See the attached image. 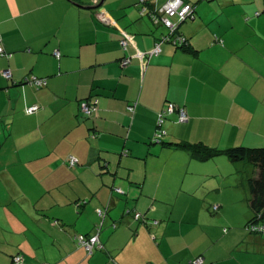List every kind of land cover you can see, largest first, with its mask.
Instances as JSON below:
<instances>
[{"label": "crops", "instance_id": "crops-1", "mask_svg": "<svg viewBox=\"0 0 264 264\" xmlns=\"http://www.w3.org/2000/svg\"><path fill=\"white\" fill-rule=\"evenodd\" d=\"M100 1L0 0L11 55L0 58V264H264V235L245 228L252 168L172 145L264 146V0H182L195 5L177 33L189 46L164 42L151 58L169 31L150 15L170 0L76 5ZM30 76L47 85L24 84ZM171 102L187 123L161 122ZM106 207L104 250L88 256L74 237L94 234Z\"/></svg>", "mask_w": 264, "mask_h": 264}, {"label": "trees", "instance_id": "trees-1", "mask_svg": "<svg viewBox=\"0 0 264 264\" xmlns=\"http://www.w3.org/2000/svg\"><path fill=\"white\" fill-rule=\"evenodd\" d=\"M152 14L153 13H151L150 15L151 18H152ZM194 14H195V11L193 13L192 18H194ZM192 18H189V19H192ZM189 19H187L186 21H188ZM180 24L182 23H178V29H179ZM178 29L177 31L174 32V34H172L170 30H168L169 32L164 36V37H167L166 42H171L175 44L177 48H181V49L187 48L189 46V41L183 35L177 34ZM176 106L179 107L178 105ZM152 142L163 144V145H170L169 143L164 142L162 137L160 138L153 137ZM172 145H174L176 148H181V149L186 150L191 155L192 158L200 162H206L220 155H225L232 163H235V164L238 163L240 165L250 166L253 172L252 174L249 175L247 184H248V190H249V208L251 211V217L247 221L245 228L253 234L264 235V230H261L262 227L264 228V146H257V147L237 146V147H232V148H228L225 150H221V149H213L204 143H188L187 142V143H179V144L173 143ZM67 163L70 167L75 166V165L72 166L69 160L67 161ZM80 203L81 204L79 205L86 204L85 201L80 202ZM212 209H213L212 210L213 213H216L218 211V209L217 210H214V208ZM99 211L101 212V214H99ZM108 211H109L108 207L98 209L97 214L100 217L101 221L96 226L94 234H91V235L78 234L74 237V241L76 242V244L80 248L84 249L88 256H93L97 252H101L104 250V245L101 241L100 235L103 230L104 223L108 215ZM126 214L129 215L131 214V212L128 210L126 211ZM135 214L136 212L133 213V218L135 219V221L137 222L144 221L141 218L136 219ZM58 223L59 222H55V224H58ZM155 224H158V222H155ZM113 228H116V225H113ZM81 238H83V240L86 243L91 241L93 238H97L99 242L93 248L92 252L89 253L86 250L85 246L82 245V243L80 242ZM17 258H19L18 262L16 261ZM22 262H23L22 256L15 255L12 257V260H11L12 264H21ZM203 264H205V262Z\"/></svg>", "mask_w": 264, "mask_h": 264}, {"label": "built area", "instance_id": "built-area-1", "mask_svg": "<svg viewBox=\"0 0 264 264\" xmlns=\"http://www.w3.org/2000/svg\"><path fill=\"white\" fill-rule=\"evenodd\" d=\"M139 2L142 4L144 3V0H139ZM195 11V6L192 5L191 3H185L182 0H170L166 6L164 7L161 16H157L156 14H152V19L155 22V24H163L168 30H170V32L172 34H174L175 31H177L178 29V23H183L184 21H186L189 18L193 17V13ZM146 12V9L143 8L142 9V14H144ZM174 19H178L179 22H175ZM174 36V35H172ZM167 41V37H163L160 42L156 45V47L154 48V50L149 54V58L158 55L161 51V44ZM128 38L125 37L124 39L121 40V46L123 51H127V47H128ZM54 55L59 58L61 55L59 52H54ZM10 57L11 55L6 54V52L4 51V49L0 46V57ZM146 56V55H145ZM146 58H148L146 56ZM131 62V58L129 57H125L121 60V64L123 66H127L129 65ZM3 76L4 78H6L7 80H11L12 79V72L10 69H6L3 71ZM24 84H29L33 87L36 88H42L44 86L47 85V80L46 79H41V78H37L35 76H30L28 78L25 79ZM96 104H97V100L93 101V102H85L82 104V111L87 114L90 115L92 113L93 110H95L96 108ZM39 109L38 106H33L30 107L28 109H26V113L31 115L34 114L35 112H37ZM135 110V106H130L129 107V111L134 112ZM173 113H177L178 115V121L179 123H187L189 120L188 114L186 112V110L184 108L181 107H177L175 104L173 103H169L167 108L161 113V122L164 121V118L167 117L168 115H171ZM160 138L162 137V135H157L156 138ZM69 162L72 166L76 165L78 163V160L75 157H70L69 158ZM214 210H217L218 207L214 206L213 207ZM99 214H101V212L99 211ZM135 218L136 219H144L143 215L140 213H136L135 214ZM261 230H264V228L262 227ZM80 242L82 243V245L85 246L86 250L91 253L93 248L97 245V243L99 242L97 238H93L91 241L89 242H85L83 240V238L80 239ZM16 261H19V258L16 259ZM204 263V259L202 257L197 258L194 261V264H203Z\"/></svg>", "mask_w": 264, "mask_h": 264}, {"label": "rangeland", "instance_id": "rangeland-1", "mask_svg": "<svg viewBox=\"0 0 264 264\" xmlns=\"http://www.w3.org/2000/svg\"><path fill=\"white\" fill-rule=\"evenodd\" d=\"M229 178V177H228ZM212 179V180H211ZM207 181V183H205L203 186L204 187H199V192L202 194V193H206L205 191H208L211 187H214L215 185H217L218 180L217 178H211ZM33 180V179H31ZM35 181V180H34ZM34 181H33V184H34ZM36 182V187H37V180L35 181ZM230 184V183H228ZM227 183H225V179H224V186L220 184V187H226L228 185ZM32 187H35V184L32 185ZM219 187V188H220ZM217 192L216 191H210L209 194H208V197L209 198H212L214 197V195H216ZM199 198V197H198Z\"/></svg>", "mask_w": 264, "mask_h": 264}, {"label": "water", "instance_id": "water-1", "mask_svg": "<svg viewBox=\"0 0 264 264\" xmlns=\"http://www.w3.org/2000/svg\"><path fill=\"white\" fill-rule=\"evenodd\" d=\"M103 3H104V0H101L99 4L94 5V6H85V7H84V6H81V5H79V4H76V5H77L78 7H80V8H83V9H87V10H95V9L99 8L100 6H102Z\"/></svg>", "mask_w": 264, "mask_h": 264}]
</instances>
